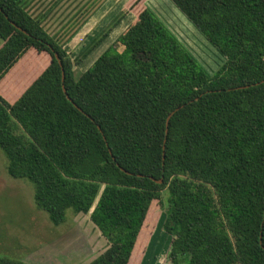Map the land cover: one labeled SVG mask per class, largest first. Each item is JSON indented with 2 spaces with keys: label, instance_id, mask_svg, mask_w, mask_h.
Returning <instances> with one entry per match:
<instances>
[{
  "label": "trees",
  "instance_id": "16d2710c",
  "mask_svg": "<svg viewBox=\"0 0 264 264\" xmlns=\"http://www.w3.org/2000/svg\"><path fill=\"white\" fill-rule=\"evenodd\" d=\"M31 1L0 0V151L37 209L93 207L88 264H140L162 213L167 264H264V0H169L223 58L211 75L144 8L77 76L126 11L73 61Z\"/></svg>",
  "mask_w": 264,
  "mask_h": 264
},
{
  "label": "rangeland",
  "instance_id": "374dc122",
  "mask_svg": "<svg viewBox=\"0 0 264 264\" xmlns=\"http://www.w3.org/2000/svg\"><path fill=\"white\" fill-rule=\"evenodd\" d=\"M132 1L32 0L28 10L33 16L46 15L43 27L73 61L90 46L93 38L126 11L105 40L75 66L76 76L87 71L144 8L154 13L208 74L215 73L223 64L218 52L169 0H138L130 6ZM5 165L0 151V258L21 260V256L41 248L40 252L47 251L49 255L32 259L33 264H66L69 258L72 264H86L107 248V241L88 215L75 214L69 209L65 221L53 225L47 213L35 206L30 183L9 177ZM163 220L162 213L157 225L149 230L146 259L141 264H167L170 237L162 229Z\"/></svg>",
  "mask_w": 264,
  "mask_h": 264
},
{
  "label": "crops",
  "instance_id": "0c3cea01",
  "mask_svg": "<svg viewBox=\"0 0 264 264\" xmlns=\"http://www.w3.org/2000/svg\"><path fill=\"white\" fill-rule=\"evenodd\" d=\"M44 24V23H43ZM45 28V27H44ZM105 40V39H104ZM98 58V57H97ZM93 64V63H92ZM84 73V72H83ZM82 74V73H81ZM97 199H98V197L96 198V200H95V202H94V204L96 203V201H97ZM94 206V205H93ZM93 211V207L91 208V210H90V212H88L87 214H83V213H81V212H74V211H72L73 213H75V214H83V215H88L89 216V219H90V214H91V212ZM66 219V218H65ZM41 249V248H40ZM40 249H38V250H36V251H33V252H30V253H26L25 255H23V256H21L20 258H21V261L22 262H24L25 264H33L32 263V259H36V258H47L48 257V255H49V252H40L39 250ZM146 253L144 254V256H143V261H142V263L143 262H145V259H146ZM68 257H69V255L67 256V259H68ZM75 258H77V256H75ZM141 259V260H142ZM141 260H140V262H141ZM73 263V261H72V259H68V262L66 263V264H72ZM86 264H88V263H86ZM141 264V263H140Z\"/></svg>",
  "mask_w": 264,
  "mask_h": 264
},
{
  "label": "water",
  "instance_id": "95a60500",
  "mask_svg": "<svg viewBox=\"0 0 264 264\" xmlns=\"http://www.w3.org/2000/svg\"><path fill=\"white\" fill-rule=\"evenodd\" d=\"M55 58H56V60L58 61V64L61 66V63H60L59 58H58L57 55H55ZM63 80H64V72H63V69H62V67H61V81L63 82ZM261 83H264V80H262ZM246 87H248V86H246ZM63 92H64V94H66V91H65L64 88H63ZM66 97H67V95H66ZM67 99L69 100L68 97H67ZM178 109H179V108H176L173 112H171V113L167 116V118H166V130H165V134H167V126H168L169 119L171 118V116H172V115H173ZM158 183H161V181H158Z\"/></svg>",
  "mask_w": 264,
  "mask_h": 264
}]
</instances>
